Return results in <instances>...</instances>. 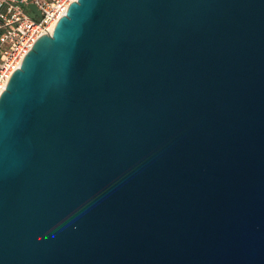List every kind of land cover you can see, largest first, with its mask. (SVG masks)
<instances>
[{"label": "water", "instance_id": "water-1", "mask_svg": "<svg viewBox=\"0 0 264 264\" xmlns=\"http://www.w3.org/2000/svg\"><path fill=\"white\" fill-rule=\"evenodd\" d=\"M1 95L0 264H264V0H78Z\"/></svg>", "mask_w": 264, "mask_h": 264}, {"label": "built area", "instance_id": "built-area-1", "mask_svg": "<svg viewBox=\"0 0 264 264\" xmlns=\"http://www.w3.org/2000/svg\"><path fill=\"white\" fill-rule=\"evenodd\" d=\"M76 1L0 0V96L36 41L52 34Z\"/></svg>", "mask_w": 264, "mask_h": 264}]
</instances>
